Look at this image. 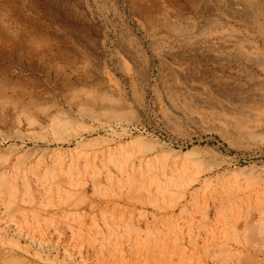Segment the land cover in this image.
<instances>
[{
    "label": "rangeland",
    "instance_id": "374dc122",
    "mask_svg": "<svg viewBox=\"0 0 264 264\" xmlns=\"http://www.w3.org/2000/svg\"><path fill=\"white\" fill-rule=\"evenodd\" d=\"M0 264H264V0H0Z\"/></svg>",
    "mask_w": 264,
    "mask_h": 264
},
{
    "label": "bare ground",
    "instance_id": "6f19581e",
    "mask_svg": "<svg viewBox=\"0 0 264 264\" xmlns=\"http://www.w3.org/2000/svg\"><path fill=\"white\" fill-rule=\"evenodd\" d=\"M191 2V1H190ZM188 4V3H187ZM9 5V4H8ZM194 5V4H193ZM211 5V4H210ZM192 7V6H191ZM168 8V7H167ZM171 8V7H170ZM198 8V7H197ZM192 9H193V7H192ZM180 12V11H179ZM198 13V12H197ZM196 13V14H197ZM139 15V14H138ZM141 15V14H140ZM153 18V17H152ZM195 19V18H194ZM193 19V20H194ZM155 22V21H154ZM200 22V21H199ZM228 25V24H227ZM176 27V26H175ZM239 27V26H238ZM175 30V29H174ZM182 30V29H181ZM179 32V31H178ZM47 34V33H46ZM172 39V38H171ZM184 39V38H183ZM179 41V40H178ZM206 45V44H205ZM214 47V46H213ZM219 48V47H218ZM171 49V48H170ZM208 49H210V48H208ZM197 50V49H196ZM210 51V50H209ZM172 52V51H171ZM168 53V52H167ZM169 54V53H168ZM45 56V55H44ZM203 60V59H202ZM206 61V60H205ZM208 61V60H207ZM211 61V60H210ZM212 61H213V59H212ZM231 63V62H230ZM229 63V64H230ZM221 64V63H220ZM214 65V64H213ZM212 65V66H213ZM231 65V64H230ZM229 65V66H230ZM242 65H244V64H242ZM191 67V66H190ZM173 68V67H172ZM195 68H197V67H195ZM164 69V68H163ZM243 69V68H242ZM179 70V69H178ZM219 85V84H218ZM233 86V85H232ZM220 88V87H219ZM16 151V150H15ZM15 195H17L16 193H15ZM19 197H20V195H19ZM17 198L18 197H16V196H12V198L10 199V202L12 203V204H18V203H16L17 202ZM20 199H21V197H20ZM33 200V199H32ZM36 200V199H35ZM34 201V200H33ZM36 202V201H35ZM24 204V203H23ZM35 204V203H34ZM37 204V203H36ZM16 208H18V207H16ZM18 255V254H17ZM23 256V255H22ZM22 260V259H21Z\"/></svg>",
    "mask_w": 264,
    "mask_h": 264
}]
</instances>
